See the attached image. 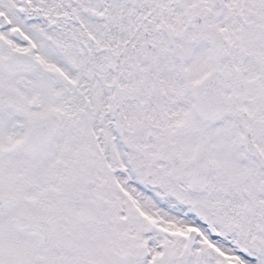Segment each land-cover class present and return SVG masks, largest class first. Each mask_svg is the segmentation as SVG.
Masks as SVG:
<instances>
[{"label": "snow or ice", "instance_id": "snow-or-ice-1", "mask_svg": "<svg viewBox=\"0 0 264 264\" xmlns=\"http://www.w3.org/2000/svg\"><path fill=\"white\" fill-rule=\"evenodd\" d=\"M0 264H264V0H0Z\"/></svg>", "mask_w": 264, "mask_h": 264}]
</instances>
